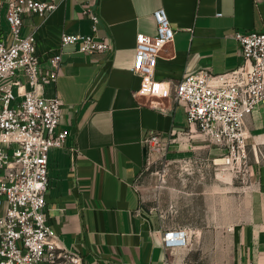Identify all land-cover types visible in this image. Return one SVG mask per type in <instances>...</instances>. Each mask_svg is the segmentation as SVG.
I'll use <instances>...</instances> for the list:
<instances>
[{
    "label": "crops",
    "instance_id": "crops-1",
    "mask_svg": "<svg viewBox=\"0 0 264 264\" xmlns=\"http://www.w3.org/2000/svg\"><path fill=\"white\" fill-rule=\"evenodd\" d=\"M7 1L0 0V43L10 44ZM57 1L46 17L23 20L21 33H35L43 70L52 68L63 33L93 32L83 14L89 2H97L98 34L112 44L110 52L64 47L61 74L42 88L45 97L62 99L61 126L69 131L66 146L49 153L46 195L48 220L61 244L79 251L84 264H164L161 233L180 225L196 238L226 235L234 264H264V105L246 118L242 168L225 164V147L199 132L185 134L167 154L171 164L158 194L148 193L138 184L150 165L142 138L149 130L187 131V115L173 96L138 94L141 76L131 69L137 36L156 34L153 12L160 7L175 38L158 57L157 80L176 84L201 70L219 74L237 67L243 57L231 34L264 31V0ZM4 82H15L18 100L31 89L20 71ZM188 159L197 162L190 172L174 162Z\"/></svg>",
    "mask_w": 264,
    "mask_h": 264
},
{
    "label": "built area",
    "instance_id": "built-area-1",
    "mask_svg": "<svg viewBox=\"0 0 264 264\" xmlns=\"http://www.w3.org/2000/svg\"><path fill=\"white\" fill-rule=\"evenodd\" d=\"M97 2H89L83 14L92 23L86 35L61 36L59 51L52 55V68L43 70L37 53L35 33L22 35L24 17H46L58 7L57 0H8L6 19L12 33L10 44L0 43V264H84L83 255L60 242L48 220L49 153L66 146L69 131L61 126L63 101L45 97L47 81L61 74L64 47L79 44L84 53L110 52L108 37L98 34L100 15ZM157 32L139 33L132 71L141 76L140 95L174 99L183 104L187 131H147L142 143L148 164L165 160L173 144L185 134L199 132L213 144L227 149L225 164L239 170L246 162V118L264 105V31L235 30L243 61L219 74L206 70L185 75L176 84L157 80L155 70L161 51L175 38V30L164 7L153 12ZM20 71L28 78L30 90L17 99L15 82L4 81ZM158 107V105H154ZM158 155L152 159L151 156ZM174 161L180 170L192 171V159ZM162 180H165V172ZM190 232L184 226H171L161 233L170 264V252L186 248Z\"/></svg>",
    "mask_w": 264,
    "mask_h": 264
},
{
    "label": "rangeland",
    "instance_id": "rangeland-1",
    "mask_svg": "<svg viewBox=\"0 0 264 264\" xmlns=\"http://www.w3.org/2000/svg\"><path fill=\"white\" fill-rule=\"evenodd\" d=\"M165 168H168L166 161L159 159L143 168L138 177L141 189L158 194ZM169 256L170 264H234L235 260L233 242L217 231L204 233L202 238H196L190 233L188 246L170 252Z\"/></svg>",
    "mask_w": 264,
    "mask_h": 264
},
{
    "label": "water",
    "instance_id": "water-1",
    "mask_svg": "<svg viewBox=\"0 0 264 264\" xmlns=\"http://www.w3.org/2000/svg\"><path fill=\"white\" fill-rule=\"evenodd\" d=\"M146 155V154H145Z\"/></svg>",
    "mask_w": 264,
    "mask_h": 264
}]
</instances>
